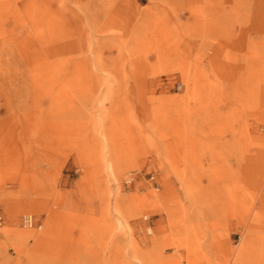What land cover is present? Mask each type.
Masks as SVG:
<instances>
[{"label": "rangeland", "instance_id": "1", "mask_svg": "<svg viewBox=\"0 0 264 264\" xmlns=\"http://www.w3.org/2000/svg\"><path fill=\"white\" fill-rule=\"evenodd\" d=\"M0 264H264V0H0Z\"/></svg>", "mask_w": 264, "mask_h": 264}, {"label": "built area", "instance_id": "2", "mask_svg": "<svg viewBox=\"0 0 264 264\" xmlns=\"http://www.w3.org/2000/svg\"><path fill=\"white\" fill-rule=\"evenodd\" d=\"M155 179V177L154 176H151V179L150 180H154ZM146 220H147V218H145ZM24 223H25V225L26 226H32V224H33V218H32V216H26L25 218H24Z\"/></svg>", "mask_w": 264, "mask_h": 264}, {"label": "bare ground", "instance_id": "3", "mask_svg": "<svg viewBox=\"0 0 264 264\" xmlns=\"http://www.w3.org/2000/svg\"><path fill=\"white\" fill-rule=\"evenodd\" d=\"M256 213V212H255ZM30 217V216H29Z\"/></svg>", "mask_w": 264, "mask_h": 264}]
</instances>
